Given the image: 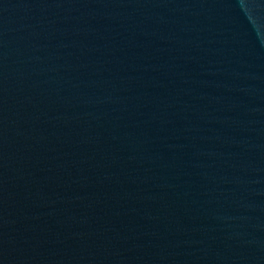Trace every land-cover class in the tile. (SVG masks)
Here are the masks:
<instances>
[{"label":"water","instance_id":"water-1","mask_svg":"<svg viewBox=\"0 0 264 264\" xmlns=\"http://www.w3.org/2000/svg\"><path fill=\"white\" fill-rule=\"evenodd\" d=\"M0 264H264V0H0Z\"/></svg>","mask_w":264,"mask_h":264}]
</instances>
